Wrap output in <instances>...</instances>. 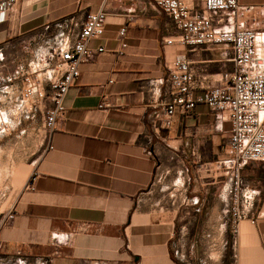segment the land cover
Here are the masks:
<instances>
[{"label": "crops", "instance_id": "0c3cea01", "mask_svg": "<svg viewBox=\"0 0 264 264\" xmlns=\"http://www.w3.org/2000/svg\"><path fill=\"white\" fill-rule=\"evenodd\" d=\"M239 4L264 15V0ZM101 9L104 35L89 42L94 55L65 97L66 114L44 132L4 212L0 264H190L173 249L178 233L188 231L199 243L206 230L214 231L212 243L226 244L213 264H264V161L242 171V187L255 201L231 236L230 179L216 165L229 140L227 114L198 104L178 112L169 129L157 128L171 99L172 62L190 61L201 92L222 85L233 70L230 45H167L177 29L155 0H19L0 26V63L23 69L44 62L49 47L42 39L53 34L47 28L72 24L74 15L79 29L87 13ZM258 34L264 53V33ZM21 78L3 98L7 109Z\"/></svg>", "mask_w": 264, "mask_h": 264}, {"label": "built area", "instance_id": "2783aa9c", "mask_svg": "<svg viewBox=\"0 0 264 264\" xmlns=\"http://www.w3.org/2000/svg\"><path fill=\"white\" fill-rule=\"evenodd\" d=\"M19 0H0V26L14 12ZM157 7L174 23L177 33L166 40L167 45L185 47L230 45L234 51L233 70L223 76L222 85L194 90V73L190 61L175 59L168 68L171 99L163 114L157 116V128L167 130L175 115L192 111L205 104L219 114H227L230 134L225 156L216 163L230 179V231L236 236L239 226L254 206V192L242 187V171L249 162L264 161V53L259 52V34L252 22L257 21L254 6H241L239 0H202L201 8L190 6L186 0H155ZM107 13L104 9L87 13L78 31L68 36L52 60L32 62L21 75L22 87L12 105L5 107L0 91V136L12 131L10 115L41 112L44 127L53 131L64 118L65 97L80 75V66L94 51L89 42L105 32ZM131 19V18H130ZM127 27L119 31L122 47ZM102 52L103 48H99ZM9 219L13 214L7 215Z\"/></svg>", "mask_w": 264, "mask_h": 264}, {"label": "rangeland", "instance_id": "374dc122", "mask_svg": "<svg viewBox=\"0 0 264 264\" xmlns=\"http://www.w3.org/2000/svg\"><path fill=\"white\" fill-rule=\"evenodd\" d=\"M193 1L197 7L202 4V0ZM70 18L73 20L72 24L63 25L56 22L53 26L46 29L48 32L52 30L53 34L52 36L47 35L42 39L49 47V53L44 55L45 61L52 60V57L55 58L66 37L68 36L71 39L78 31V27L75 25L76 17L73 15ZM252 23H254L253 28L256 27L258 33H264V15L261 16L259 14L257 21ZM259 36L261 37L260 34ZM27 70L28 68L18 69L14 64L6 65L0 63V91L8 89L9 85L18 80ZM42 118L44 117L40 111L31 115L25 113L10 115L12 131L8 135L0 136V224L5 210L11 205L14 196L23 187L29 165L39 153L40 144L45 135L44 132L47 131ZM227 144L228 141L226 146ZM227 212H229V206ZM226 214L229 226L230 216L229 213ZM213 232L206 230L198 237L200 242L198 243L196 239V243L190 240V232L179 231L178 238L173 244L177 257L186 260L190 264L193 262L195 264H213L216 256L219 258V255L226 251L224 249L226 244L212 243L210 241ZM218 232L219 230L216 231V239H218Z\"/></svg>", "mask_w": 264, "mask_h": 264}, {"label": "trees", "instance_id": "16d2710c", "mask_svg": "<svg viewBox=\"0 0 264 264\" xmlns=\"http://www.w3.org/2000/svg\"><path fill=\"white\" fill-rule=\"evenodd\" d=\"M229 231H230V229H229ZM230 234H231V231H230ZM231 236H232V234H231Z\"/></svg>", "mask_w": 264, "mask_h": 264}]
</instances>
